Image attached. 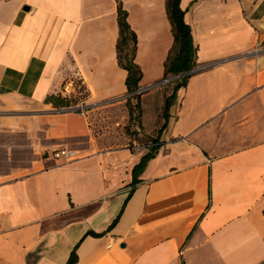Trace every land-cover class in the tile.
<instances>
[{
  "label": "crops",
  "instance_id": "0c3cea01",
  "mask_svg": "<svg viewBox=\"0 0 264 264\" xmlns=\"http://www.w3.org/2000/svg\"><path fill=\"white\" fill-rule=\"evenodd\" d=\"M120 1L147 91L174 43L166 0ZM116 5L0 0V138L33 151L8 161L15 146L0 144V264H264V0H180L200 69L135 176L148 148L101 146L87 112L45 101L73 74L86 104L125 109ZM172 86L141 96L147 136Z\"/></svg>",
  "mask_w": 264,
  "mask_h": 264
},
{
  "label": "trees",
  "instance_id": "16d2710c",
  "mask_svg": "<svg viewBox=\"0 0 264 264\" xmlns=\"http://www.w3.org/2000/svg\"><path fill=\"white\" fill-rule=\"evenodd\" d=\"M115 2L117 4L116 12L119 31L116 43V59L119 67L127 72L125 80L127 95L125 98L126 109L130 119L134 118L140 122L142 116L140 99L145 91L142 92L139 85L142 79V71L135 63L137 38L128 24V15L126 10L123 9L121 1L115 0ZM165 10L171 24L174 43L164 63V76L162 80L176 75H181V77L170 83L173 84L172 92L165 98L162 112L164 122L158 129L157 136L150 142V144L146 145L148 152L141 158L139 164L133 168V176L139 174L147 161L153 156V152L157 149V145L159 143V136L166 128L167 120L169 118V107L176 98L178 90L187 85V81L192 75L190 71L197 67V49L193 44L190 28L184 21L185 12L180 8V0H166ZM84 100V98L73 100L56 94L48 96L45 101L59 110H72L79 112V109H73V104L78 101L83 102ZM117 220L118 218L113 221V223L109 226V229L115 225ZM75 261V254L72 252L67 264H73Z\"/></svg>",
  "mask_w": 264,
  "mask_h": 264
},
{
  "label": "rangeland",
  "instance_id": "374dc122",
  "mask_svg": "<svg viewBox=\"0 0 264 264\" xmlns=\"http://www.w3.org/2000/svg\"><path fill=\"white\" fill-rule=\"evenodd\" d=\"M159 88L147 90L145 93L153 90L160 92ZM61 89L64 95L62 93H59V95L62 97H68L73 100L85 99L83 102H75L73 109H79V112H87L93 137L101 146H127L131 151H135L137 147H146L155 138V135L147 136L145 134V127L141 123V120L138 122L134 118L130 119L126 115L128 112L126 104H124L125 109L115 111H111L107 105L95 107V105L86 104L87 90L77 75H69L62 83ZM161 109L159 106V108L152 110L154 119L150 120V123L154 128L158 125V117L161 115ZM153 127L152 129H154ZM0 144L15 146L14 151H9L8 161H30L33 158V151L29 147L30 143L23 135L12 134L11 136H5L0 138ZM3 157V151L0 150V161H3Z\"/></svg>",
  "mask_w": 264,
  "mask_h": 264
},
{
  "label": "built area",
  "instance_id": "2783aa9c",
  "mask_svg": "<svg viewBox=\"0 0 264 264\" xmlns=\"http://www.w3.org/2000/svg\"><path fill=\"white\" fill-rule=\"evenodd\" d=\"M200 68L199 67H196L194 68L192 71H190V73H194L196 72L197 70H199ZM181 77V75H176V76H171V77H168L164 80H161L159 83L149 87L148 90H152V89H156V88H159L160 86H164V85H168L170 83H172L174 80H177ZM142 92H144L143 90H141ZM82 108V106H80ZM83 113V112H81ZM51 158L55 161H64V162H69V161H72L76 158V155L73 151H70L68 149H59V150H55V151H52L51 152Z\"/></svg>",
  "mask_w": 264,
  "mask_h": 264
}]
</instances>
